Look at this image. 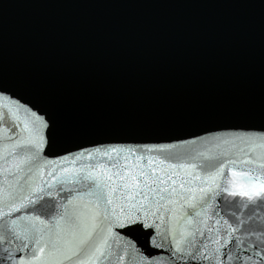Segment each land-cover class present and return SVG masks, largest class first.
I'll list each match as a JSON object with an SVG mask.
<instances>
[{"label": "water", "instance_id": "water-1", "mask_svg": "<svg viewBox=\"0 0 264 264\" xmlns=\"http://www.w3.org/2000/svg\"><path fill=\"white\" fill-rule=\"evenodd\" d=\"M32 112L47 125L40 160L61 162L53 177L47 173L54 165L44 169L47 180L60 169L108 163L99 153L111 149L130 157L129 170L143 155L141 169L163 175L165 168L177 185L185 172L168 162L149 165L148 157L168 155L149 149L255 159L264 152V0H0V193L6 188L3 150L28 135L20 122L31 125ZM81 153L94 159L68 163ZM162 203L150 217L157 228L113 229L122 235L109 241L105 264H139L129 241L163 264H264V201L222 193L214 202L219 215L208 209L200 218L211 231L203 223L187 225L189 217H180L191 210L180 203ZM6 211L0 203V215ZM24 214L21 209L4 220ZM228 225L238 228L231 238ZM197 227L204 236L197 233L196 248L213 259H178L173 237ZM7 239L13 242L0 244V264H16L6 259L5 247L28 257L20 241ZM182 247L188 249L187 242Z\"/></svg>", "mask_w": 264, "mask_h": 264}, {"label": "snow or ice", "instance_id": "snow-or-ice-1", "mask_svg": "<svg viewBox=\"0 0 264 264\" xmlns=\"http://www.w3.org/2000/svg\"><path fill=\"white\" fill-rule=\"evenodd\" d=\"M3 116L4 113H0V119ZM20 123L24 125L22 131L28 135L19 137L11 147L5 146L3 150L2 158L7 165L4 167L6 188L0 193V203L9 208V211L0 215V221H3L0 223V244H11L13 240L7 239L11 236L15 241L21 242L18 245L20 252L29 253L25 259L14 256V250L9 251L5 247L3 251L7 253L6 259L15 261L16 264H105L112 255L109 241L122 235L114 234L113 229L133 225L157 228L154 220L150 222V217L155 216L161 207H165L162 203L165 200L170 204L180 203L182 210L190 209V212L183 211L180 218L189 217L186 222L189 226L194 221L203 223L207 231H211V228L200 218L207 215L208 209L219 215L214 202L222 193L233 199L241 197L251 202L255 197L257 201H264V152L255 159L221 160L220 156L205 152L199 153L197 157L189 153H172L166 148L149 149V152L168 153L158 161L155 157H148L149 165L153 161L158 164L168 162V168L182 169L185 172L184 176L179 177L177 185V181L165 168L160 169L163 175H158L154 168L141 169L140 162L145 160L143 155L137 157L132 170H129L127 161L130 157H120L122 149H111L99 153L102 158H107L108 163L97 161L82 168L60 169L59 175L47 180L43 176L44 169L50 164L54 165L47 173L48 177H53L61 162L40 160L44 145L41 129L47 126L46 122L32 112L31 125L27 121ZM259 147L264 148V144ZM18 149L22 151L18 153ZM113 154L117 158L114 159ZM9 157H12L11 161ZM82 158L93 160L94 155L89 153L85 157L81 153L68 163L74 165L76 160ZM243 165L255 167L245 168ZM226 169L230 176L225 175ZM9 176L15 177L14 182L8 180ZM21 180H24L23 184L20 183ZM196 181L200 183L197 184ZM64 193L66 195H61ZM226 204L231 205L232 201H226ZM153 206L156 211H153ZM21 209L26 210V214L4 220L5 216L12 217L13 213L21 212ZM28 209L31 211H27ZM230 214L238 218L235 211ZM228 228L231 231L227 235L231 238L238 228H232L231 225ZM197 233L204 236V230L197 227L194 231H181L179 239L173 237L174 255L179 254L178 259H213L211 255H201L196 248ZM211 239L210 236L207 237V240ZM185 242L188 249L182 247ZM207 246V243L202 244L204 248ZM223 246H227V241ZM126 247L133 249L132 259H138L139 264H163L160 260L140 253L130 241ZM219 251V248L216 249L217 253ZM136 253H140L138 257ZM247 258L252 259L251 256ZM120 259L122 261L123 256ZM226 259L231 260L232 256L228 255Z\"/></svg>", "mask_w": 264, "mask_h": 264}]
</instances>
